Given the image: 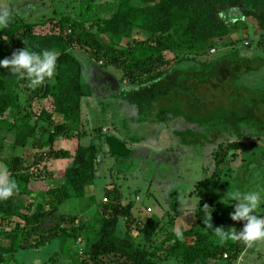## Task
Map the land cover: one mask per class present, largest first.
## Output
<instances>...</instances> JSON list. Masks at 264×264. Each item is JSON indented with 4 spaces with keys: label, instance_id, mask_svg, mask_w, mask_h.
Returning <instances> with one entry per match:
<instances>
[{
    "label": "trees",
    "instance_id": "16d2710c",
    "mask_svg": "<svg viewBox=\"0 0 264 264\" xmlns=\"http://www.w3.org/2000/svg\"><path fill=\"white\" fill-rule=\"evenodd\" d=\"M80 1L73 14L55 9L50 19L9 24L0 32L6 58L26 47L57 53L53 79L32 88L13 75L15 89L0 95V129L18 132L27 126L25 139L13 145L10 159L4 160L6 143H0V162L7 167L8 180L18 186L12 198L0 200V264H22L26 253L49 245L53 254L43 264H59L60 256L64 264H166L173 258L181 264H236L248 248L242 242L214 240L210 228H190L182 236L167 233L159 239L166 230L162 221L136 225L135 204L125 205L122 188L115 183L105 188L107 202L98 204L96 195H88L98 182L97 153L80 141L102 132L90 131L85 118L87 103L101 96L91 80L97 68L102 78L109 72L117 79L120 88L114 97L135 107L142 125H165L189 166L198 168L196 164L207 161L203 167L212 176L198 181L190 193L200 200L196 223L205 224L212 216L214 228L236 224L242 230L243 222L220 217L214 195L231 154L240 158L259 147L258 140L264 141V84L252 78L264 75V8L249 7H264V0ZM242 8L244 19H228L230 11ZM249 26L257 41L250 37ZM242 29L245 38L235 41ZM136 35L145 39L133 43ZM249 41L255 50L250 55L240 47ZM82 51L92 61L89 70L79 59ZM0 73L4 78L10 69ZM21 89L29 93V107L34 101L43 106L36 119L28 106L16 105L12 93ZM63 138L78 141V148L55 149ZM56 176L62 185L47 187ZM37 188L47 192L40 203L33 197ZM73 200H83L80 215L86 214L87 222H78L79 212L60 215L61 207ZM93 205L95 215H90ZM76 245L84 246L80 261L69 256Z\"/></svg>",
    "mask_w": 264,
    "mask_h": 264
},
{
    "label": "rangeland",
    "instance_id": "374dc122",
    "mask_svg": "<svg viewBox=\"0 0 264 264\" xmlns=\"http://www.w3.org/2000/svg\"><path fill=\"white\" fill-rule=\"evenodd\" d=\"M105 2L107 0H94V3L98 5ZM80 3V0H1L0 10L9 11L13 17L10 24H17L26 20L38 22L39 20L50 19L54 16L55 9L66 14H73L72 8L79 7ZM30 7L32 9L31 14L28 13ZM249 7L257 10L264 8L262 4L258 3L250 4ZM245 9L230 11L228 19L230 21L244 19ZM20 11H22V14H19ZM222 16L224 17L225 15ZM249 29V34H252L250 37L257 41L258 37H256L257 35H255L252 26H249ZM233 38L235 41L239 38H245V30H240ZM133 39L132 42L134 43L135 40L141 41L145 38L142 35H136ZM240 47L247 50L248 55L255 51L250 41L246 42L245 45L241 44ZM78 53L84 68L89 70V67H92V61L88 55L84 54L85 52ZM3 59H6L5 53L0 49V60ZM2 69L4 68H0V70ZM5 70L9 71V69ZM263 77L264 75L252 78L264 84ZM91 78L96 83L94 90L98 91L101 96L119 94L118 83L112 77H107L108 80L103 81L102 75L99 72L94 73L93 76L91 75ZM12 79L13 75L11 71L4 78L0 73V95L7 93L12 88L15 89ZM101 81L104 82L105 90L104 87H100ZM21 88L25 89V85H22ZM22 89L21 92L17 91V93L13 92L12 94L16 105L26 108L27 106L29 107L27 104L29 93L25 90L22 91ZM120 93L123 92L120 91ZM101 105L92 107V105L87 104L85 118L89 119L90 131L91 129H101L102 132L90 134L86 140L80 141L83 145L91 146L97 153L96 175L99 180L96 199L98 204L107 202L105 188L109 184L115 183L117 187L122 188L125 205L131 202L135 204L132 217L136 225L144 226L150 219L163 222L166 230L159 234V239H164L167 233L168 235H177V237L182 236L180 233L194 227L202 230L206 229L205 224H202V226L196 223L195 215L198 212L200 200L196 197H190V193L198 181L209 178L207 177L209 175L212 176V172L203 167V164L206 165L207 161L196 164L197 166L199 165L198 168L189 166L190 160H185L186 158L182 156V148L170 139V131L166 129L164 124H157L154 127L137 125L135 128L132 121L134 119L133 115L127 113V110H123V105L111 104L110 106L109 102L104 100L101 102ZM30 106L29 113L36 119L43 106L38 101H34ZM112 108L116 119L113 116H108V112L109 110L112 112ZM129 112L131 113V110ZM124 113L128 115V118L125 117ZM126 121H128L129 129L133 127V129H130L131 131H128ZM57 122H60V120ZM26 132L27 126L22 127L18 132H8L0 129V139H2L0 143H6V149L3 150L4 160L10 159L13 145L17 141L24 140ZM258 141L259 147L246 152L240 158H238L236 153L231 154L227 169L222 176V185L214 195L215 203L220 205V217L223 216L225 219H231V214L234 212L235 202L226 198L228 192L264 190V141ZM78 145L79 142L76 140L63 138L61 141L56 142L55 149L67 147L75 151ZM174 162L176 166L175 164L173 165ZM155 164H158L156 165L158 168H155ZM210 168L212 169L214 166H210ZM206 170L208 171L206 172ZM53 171L55 172V170ZM4 179L8 180L7 167L3 162H0V182ZM62 183V179L56 180L51 178L47 187H60ZM46 193V190H39L37 188L33 197L39 200L38 203H40L46 196ZM94 193L95 188H89L88 195H94ZM29 201L27 199L28 203ZM82 203L83 200H73L65 203L61 207L60 215L75 216L79 212V216H77L78 222H87L86 214L80 215V210L83 207ZM95 211L96 205L91 206L90 212L92 214L89 212L90 215H95ZM257 214L264 215V206L258 210ZM217 227L224 228L221 225ZM236 227V224L232 225V228ZM126 229V220L122 219L121 231L125 232ZM136 237L139 242L144 243L143 235L137 232ZM212 238L214 240L217 239L214 235ZM161 245V243L157 246L154 244V247L157 248ZM83 247L82 245L80 247L76 245L74 251L69 252V256L74 261H80ZM52 250L53 246L49 245L37 253H26L25 255L28 256L25 257L22 264H43L53 254ZM28 258L30 262L26 263ZM71 258L69 259L71 260ZM57 259L59 264L65 263L64 256L57 257ZM243 260L244 264H264V242L259 243L251 251L246 252ZM239 263L240 260L236 264ZM10 264L19 263L13 260ZM166 264H181V262L173 258ZM220 264H225V262H221Z\"/></svg>",
    "mask_w": 264,
    "mask_h": 264
},
{
    "label": "clouds",
    "instance_id": "9594fccd",
    "mask_svg": "<svg viewBox=\"0 0 264 264\" xmlns=\"http://www.w3.org/2000/svg\"><path fill=\"white\" fill-rule=\"evenodd\" d=\"M9 11H0V31L6 29L12 22ZM0 68L10 69L12 75L28 81V86L36 88L55 77L57 71V53L54 50L34 52L27 47L13 53L11 58L0 60ZM18 190L14 181L4 179L0 182V200L12 198ZM264 190L247 192H228L227 197L235 202L231 219L243 222L242 230L236 228H214L211 219L205 225L210 228L220 243L227 241L242 242L251 249L264 242V216L258 215V210L264 206ZM204 209L209 207L205 206Z\"/></svg>",
    "mask_w": 264,
    "mask_h": 264
},
{
    "label": "crops",
    "instance_id": "0c3cea01",
    "mask_svg": "<svg viewBox=\"0 0 264 264\" xmlns=\"http://www.w3.org/2000/svg\"><path fill=\"white\" fill-rule=\"evenodd\" d=\"M0 1H1V0H0ZM0 11H4V10H0ZM28 13H30V14L32 13V9H31V7L29 8ZM19 14H22V11H20ZM18 17H19V16H18ZM94 73H98L97 68H96V71H95ZM92 75H94L93 72H92ZM107 75H108V76H107ZM107 77H112V78L118 83L117 79H116L113 75L108 74V73H103V78H102V80H103V81L108 80ZM93 78H94V77H93ZM103 81L100 82V83H101V86H100L101 88L104 87V82H103ZM118 87L120 88L119 84H118ZM105 88H106V87H104V90H105ZM119 88H118V89H119ZM123 90H124V89H123ZM103 100H104V101H108L110 106H111V104H113V105H115V104H121V105H123V106H122L123 110H127V113L133 115L134 119H133L132 121H133V125H134L135 128L137 127V125L146 126V125H142V122L139 120V116H138V112H137L136 108L133 107V106H131V105L129 104V102H128L126 99H124L123 97H122V98H120L119 96H118V97H117V96L114 97V95H108V96H96L95 99H94L92 102H88L87 104H88V105H89V104L92 105V107L97 106V105L102 106V105H101V102H102ZM98 102H100V103H98ZM114 107H117V106H114ZM100 110H101V108H100ZM129 110H131V113L129 112ZM122 113H123V112H122ZM120 114H121V113H120ZM124 114H125V113H124ZM108 116H113V118L116 119V117H115V115H114V112H113V108H112V112H111V110H109V112H108ZM125 117L128 118V115L125 114ZM115 119H114V120H115ZM115 121L117 122V120H115ZM153 122H154V121H153ZM117 124H118V123H117ZM126 124H127V128H128V121H126ZM153 124H154V123H153ZM156 125H157V124H156ZM156 125H155V126H156ZM130 129H133V127H130ZM130 129L128 128V131H131ZM74 141H75V140H74ZM174 164H175V162L173 163V165H174ZM156 165H158V164H156ZM156 165H155V167H156ZM175 166H176V164H175ZM60 168H61V167L58 168V166H57V169H58V170H60ZM156 168H158V167H156ZM54 179H56V180H61V178H58L57 176H56ZM98 180H99V179H98ZM49 181H51V179L48 180V181L46 182V186H47V184H48ZM175 184H176V183H175ZM93 188H95V187H93ZM97 190H98V182H97V186H96V188H95V193H94V195L97 194ZM101 190H102V189H101ZM172 190H174V189H172ZM172 190H171V191H172ZM194 229H195V227H194ZM187 230H188V229H187ZM185 231H186V230H185ZM251 249H252V248H251ZM251 249L248 248V249L245 251V253L251 251ZM245 253L241 256V258H240V263H239V264H244V260H243V258H244Z\"/></svg>",
    "mask_w": 264,
    "mask_h": 264
},
{
    "label": "built area",
    "instance_id": "2783aa9c",
    "mask_svg": "<svg viewBox=\"0 0 264 264\" xmlns=\"http://www.w3.org/2000/svg\"><path fill=\"white\" fill-rule=\"evenodd\" d=\"M225 258H228V255H225Z\"/></svg>",
    "mask_w": 264,
    "mask_h": 264
}]
</instances>
